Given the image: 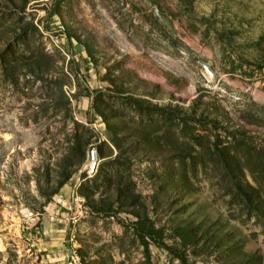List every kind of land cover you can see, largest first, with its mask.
I'll return each mask as SVG.
<instances>
[{
  "label": "rangeland",
  "instance_id": "374dc122",
  "mask_svg": "<svg viewBox=\"0 0 264 264\" xmlns=\"http://www.w3.org/2000/svg\"><path fill=\"white\" fill-rule=\"evenodd\" d=\"M51 229L81 264H264V0H0V264Z\"/></svg>",
  "mask_w": 264,
  "mask_h": 264
},
{
  "label": "crops",
  "instance_id": "0c3cea01",
  "mask_svg": "<svg viewBox=\"0 0 264 264\" xmlns=\"http://www.w3.org/2000/svg\"><path fill=\"white\" fill-rule=\"evenodd\" d=\"M40 264H81L73 259L74 246L66 233L46 230L37 241Z\"/></svg>",
  "mask_w": 264,
  "mask_h": 264
},
{
  "label": "built area",
  "instance_id": "2783aa9c",
  "mask_svg": "<svg viewBox=\"0 0 264 264\" xmlns=\"http://www.w3.org/2000/svg\"><path fill=\"white\" fill-rule=\"evenodd\" d=\"M203 72H204V75H205L206 77H208V76H209V77H212V76H213V72H212V70H211L208 66H203ZM88 160H89V162L92 164V165H91L90 172L93 173L94 170H95V168H96V165H97V164L95 163V157L92 155V152H91V151L88 153ZM76 201H77V200H76ZM72 256H73V259L77 260L78 254H77V252H76L75 249H74V251H73Z\"/></svg>",
  "mask_w": 264,
  "mask_h": 264
},
{
  "label": "bare ground",
  "instance_id": "6f19581e",
  "mask_svg": "<svg viewBox=\"0 0 264 264\" xmlns=\"http://www.w3.org/2000/svg\"><path fill=\"white\" fill-rule=\"evenodd\" d=\"M91 152H92V155L95 157V163H97V161H98V152H97V150L94 149Z\"/></svg>",
  "mask_w": 264,
  "mask_h": 264
},
{
  "label": "trees",
  "instance_id": "16d2710c",
  "mask_svg": "<svg viewBox=\"0 0 264 264\" xmlns=\"http://www.w3.org/2000/svg\"><path fill=\"white\" fill-rule=\"evenodd\" d=\"M62 186V185H61Z\"/></svg>",
  "mask_w": 264,
  "mask_h": 264
}]
</instances>
